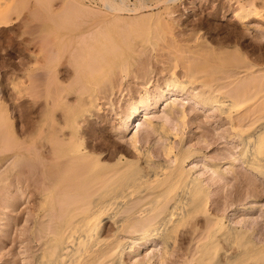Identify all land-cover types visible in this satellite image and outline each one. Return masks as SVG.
<instances>
[{
    "label": "rangeland",
    "instance_id": "374dc122",
    "mask_svg": "<svg viewBox=\"0 0 264 264\" xmlns=\"http://www.w3.org/2000/svg\"><path fill=\"white\" fill-rule=\"evenodd\" d=\"M122 1L133 11H112L103 0H0V264L35 263L42 252L39 246L30 249L23 234L26 212L13 221V184L18 179L13 173L20 164L27 168L31 164L26 155L13 157L16 148L30 156L39 157L49 149L57 157L66 156L71 143L63 137L83 136L91 150L108 157L129 156V140L136 133L154 159L169 161L164 154L168 139L147 122L159 125L164 118L170 120L161 127L163 132L178 127L186 145L203 149L204 158L184 153L189 159L185 167L203 177L213 198L207 213L198 212L181 227L164 264L191 260L206 225L217 215H224L235 227L238 243L233 246L222 240L214 255L224 258L223 250H228L247 255L244 264H264V171L246 170L238 157L242 144L236 135L251 132L250 117L264 114V15L233 17L234 11L245 8L263 11L264 0H112L111 4ZM133 23L137 26L129 30ZM100 33L104 39L93 40ZM188 69L193 76L184 75ZM135 71L146 78L137 79ZM175 73L182 81L189 80L183 83L188 93L200 84L212 89L223 84L218 93L229 97L234 87L251 86L232 112L251 115L243 120L246 128L234 130L217 111L191 101L186 103L189 126L181 122L176 126L166 114V104L175 99L177 106H185L187 94L174 90L176 95L159 100ZM136 96L146 97L148 110L125 132L121 124ZM214 161L222 165L223 180L214 176L210 166ZM139 162L143 166V160ZM35 225H28L27 236ZM129 238L124 237L135 252L126 254L128 264H150V258L161 264L163 246L158 240Z\"/></svg>",
    "mask_w": 264,
    "mask_h": 264
},
{
    "label": "bare ground",
    "instance_id": "6f19581e",
    "mask_svg": "<svg viewBox=\"0 0 264 264\" xmlns=\"http://www.w3.org/2000/svg\"><path fill=\"white\" fill-rule=\"evenodd\" d=\"M103 1L112 11H133L131 7L128 8L123 4L124 1L116 4L118 6L111 4L112 0ZM263 11L260 8L252 10L245 8L242 11H234L233 17L261 18L260 16L264 15ZM135 24H128L127 28L132 30L137 26ZM111 27H116V24ZM123 32L125 33L126 29ZM100 36L97 35L93 40H103V36ZM136 73L137 79L139 77L145 79L147 76L138 71ZM178 74L173 75L170 83H167L168 88L163 89L159 94L160 102L163 99L168 100L169 94L176 95L174 90L187 94L188 101L186 102L184 98L183 102L185 106H177L175 99H170L166 104V114L172 118L171 121L174 120L176 126H179L180 122L183 126L185 124L186 128L189 126L186 118L188 116L186 103L191 101V104L195 103L203 109L217 111V115L227 119L234 130L244 127L243 120L251 115L234 116L232 112L236 109L239 97L251 86L234 87L229 97L222 96L221 90L218 93V90L223 88V84H218L213 89L200 84L188 93L184 90L183 84L186 79L182 81ZM184 75L193 76L189 69L184 71ZM135 99L131 102L130 110L126 114L124 112L126 122L121 124V127L125 132H128L131 126L135 125L138 117L148 110V106H144L145 96ZM176 111L180 112L177 117ZM257 117L254 119L250 117L251 123H247L249 126L246 125L247 128H253L251 132L236 133L242 144V151L238 157L242 159L246 170L254 172L257 170L260 172L259 169L264 171V114L259 117L260 119ZM168 119L164 118L159 125H154L150 120L147 122L156 131H160L159 135L168 139L164 154L169 161L154 159L150 149L142 148L140 137L136 133H133L129 140L130 149H127V152H132L130 157L124 153L108 157L105 152L91 150L83 136L66 138L62 136L65 142L71 143L66 156L57 157L49 149L42 151L39 158L16 148L13 157L21 159L26 155L31 164L28 168L27 165L20 164L19 168H16L18 171L13 173L18 175L17 182L13 184L15 190L13 221L20 220L22 213L26 212L27 215L22 220H24L23 234L26 236L27 244L30 249L39 246L42 250L41 255L36 257L35 263L26 260L22 264H128L126 254L134 253L135 249L130 240L124 239L126 235L136 241L158 240L163 246L160 263L164 264L166 254L174 246L181 227L194 215H198V212L207 213L213 201L210 187L204 183L203 177L196 174L194 168H186L189 159L187 160L184 153L198 154L204 158L203 149L186 145V137L183 136V132L180 134L177 131L178 127L169 128L170 131L167 133L163 132L161 127L166 126L165 122L170 120ZM219 136L218 139L222 138L223 133L219 132ZM35 137L32 136V140L37 139ZM175 140L178 142L175 143ZM140 159L143 160V166L138 164ZM210 166L215 173L214 176L218 177V180H223L225 174L220 161H214ZM108 168L111 169L105 172ZM43 205L47 207L44 208ZM38 206L41 210L37 212ZM212 220L202 233L199 248L191 260L186 259L185 264H244L247 256L245 254L241 256L238 255L239 253L233 254L223 250L224 258H220L219 254L214 255L222 240L233 246L238 242L235 227L230 224L231 222L229 223L227 217L217 215L212 217ZM32 222L36 223V228L30 230L27 236V227L29 228L28 225ZM105 228L107 232H104ZM29 248L27 247L28 251ZM143 262L138 261L135 264H144ZM149 262L156 263H152L151 258Z\"/></svg>",
    "mask_w": 264,
    "mask_h": 264
}]
</instances>
